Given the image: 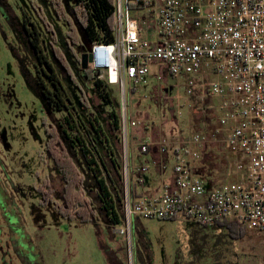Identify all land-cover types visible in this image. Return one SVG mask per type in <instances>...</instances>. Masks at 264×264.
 Returning <instances> with one entry per match:
<instances>
[{
  "label": "rangeland",
  "instance_id": "obj_1",
  "mask_svg": "<svg viewBox=\"0 0 264 264\" xmlns=\"http://www.w3.org/2000/svg\"><path fill=\"white\" fill-rule=\"evenodd\" d=\"M58 2L62 9L60 18L52 7L51 0H0L1 261L6 264H188L192 259L190 252L186 258L181 254L175 237V224L169 220L133 216L130 256L125 237L113 234L99 212L95 190L88 176L86 196L93 200L96 221L80 223L71 217H61L55 209V205H59L58 198L63 194L64 183L54 169L53 160L47 157L46 131L49 126L58 128L59 124H63V117L68 112L73 116L82 115L83 119L85 114L90 113L92 118L97 117L106 127L107 111L95 96L92 82L76 62V58L80 59L82 54L88 53L89 46L73 18L74 3L71 0ZM44 23L53 32L54 41L51 39L52 32L46 30ZM32 40L37 41L46 60L55 69L63 88L67 109L52 110L42 98L36 86L37 60L30 44ZM51 43L65 59L73 82L54 60ZM184 84V80L166 75L162 80L150 78L146 86L137 87L133 94H127L126 114L140 122L138 127L132 128L137 131V135L139 133L141 136L146 126L153 137L159 135L154 140H181L185 134L191 136L194 133L193 122L198 118L200 131L203 127L208 132L213 131L207 120H202L201 112L195 110L196 96L189 99L191 108L184 110L183 106L187 101ZM203 90L204 88L200 89ZM107 92L112 100L119 101L117 87L108 86ZM155 92L161 93L162 97L157 98ZM81 93L91 105V111L80 110L78 100ZM172 96L171 109L165 97L170 99ZM177 111L181 112L180 116ZM129 131L130 128L127 138L131 184L133 169L129 154ZM113 142L122 158L120 142ZM161 156L169 157L167 169L166 160L159 161L162 164L159 168L153 164L157 160L151 157L138 161L140 163L137 169L140 172L141 167L147 165L151 171L158 168L159 171L166 170L165 175H169L174 158L169 151ZM209 159L210 156L207 160ZM145 160L146 164L143 163ZM225 160L227 162L223 163L228 168L231 157L228 155ZM149 172L150 170L140 172L142 179ZM221 178L225 179L224 176L219 179ZM228 179L231 178L226 176L225 182ZM50 183L53 184L55 195L48 200L46 197L50 196L47 193ZM213 186L214 184H210V187ZM119 227L122 226L114 228ZM183 227L190 233V251L191 233L196 229L199 230L200 237L206 236L211 242L219 240L211 230L198 227L192 219H185ZM200 239L198 237L197 242ZM8 243L10 247L7 246ZM220 251L218 259L222 264H264V234L247 230L242 239L234 241L232 245H222ZM211 258L208 256L206 264L210 263Z\"/></svg>",
  "mask_w": 264,
  "mask_h": 264
},
{
  "label": "built area",
  "instance_id": "obj_2",
  "mask_svg": "<svg viewBox=\"0 0 264 264\" xmlns=\"http://www.w3.org/2000/svg\"><path fill=\"white\" fill-rule=\"evenodd\" d=\"M114 5L113 41L94 43L88 52L96 79L117 87L119 94L122 227L111 232L125 237L131 256L133 216L172 220L184 258L190 252L185 219L215 235L222 233L217 224L221 220L264 234V0H114ZM133 12L140 17H133ZM150 31L156 35L154 41L149 40ZM164 75L184 80L187 98L203 81L204 95L220 100L217 128L212 135L193 133L177 141L143 137L140 153L147 154L152 146L160 155L172 152L174 188H165L153 199L135 198L129 182L127 131L140 122L127 116L126 97L150 78L162 80ZM220 130L224 134L218 140ZM217 142L231 157V179L207 190L188 160H198L208 143ZM153 164L162 165L155 160Z\"/></svg>",
  "mask_w": 264,
  "mask_h": 264
},
{
  "label": "trees",
  "instance_id": "obj_3",
  "mask_svg": "<svg viewBox=\"0 0 264 264\" xmlns=\"http://www.w3.org/2000/svg\"><path fill=\"white\" fill-rule=\"evenodd\" d=\"M71 1L74 3L73 18L88 46L94 43L113 41L114 0ZM51 4L58 18L62 17V9L58 0H51ZM44 25L48 32H52L45 23ZM67 36L69 37V34ZM51 39L54 41L53 32ZM30 44L36 51V41L32 40ZM50 46L54 60L62 68L68 79L73 82L62 54L53 48L52 43ZM76 62L80 66V59L76 58ZM42 64H44V68ZM42 64L37 62L36 65V86L39 88L42 98L52 110L67 109L58 76L54 74L50 64H45L43 61ZM82 71L92 82L95 96L107 108L106 127L99 122L97 117L92 118L90 113L89 115L85 114V119H83L82 115L76 113L77 115L73 116L69 112L63 117V124H59L58 128L49 126L46 131L47 157L53 160L54 169L60 174L64 183L63 194L58 198L59 205H55V209L63 218L71 217L80 223H94L96 215L93 200L88 195L86 196V176H88L95 190L98 210L104 216L109 227L114 228L122 224V164L120 162L121 157L113 142H120L119 101L112 100L107 92L108 86L96 79L89 66ZM198 84H204V82H198ZM196 95L197 89L191 98L193 99ZM155 96L159 98L162 97V94L155 92ZM165 100L171 107L172 97L170 99L165 97ZM78 101L80 110H92L87 98L82 93ZM199 120L198 118L193 122L194 133H199ZM206 120L214 128L212 133H215L217 127L212 124L213 116ZM147 129L145 126L144 135L147 133ZM151 137L153 136L151 135ZM158 137L159 135H155L153 138ZM185 139H187L186 134L181 140ZM47 193L50 195L46 197L48 200L54 197L55 192L52 183L48 184ZM45 202L44 199L43 203ZM217 224L222 229V233L216 235L219 238L217 241L211 242L206 236L200 237L198 229L191 233L190 255L192 259L188 264H206L208 256L212 257L209 264H222L218 259L222 245H232L234 241L242 239L247 234V230L239 227L234 221L221 220ZM198 237L201 239L197 242Z\"/></svg>",
  "mask_w": 264,
  "mask_h": 264
},
{
  "label": "crops",
  "instance_id": "obj_4",
  "mask_svg": "<svg viewBox=\"0 0 264 264\" xmlns=\"http://www.w3.org/2000/svg\"><path fill=\"white\" fill-rule=\"evenodd\" d=\"M133 17H140L139 12H133ZM149 40L154 41L156 39V35L153 31L148 32ZM213 80H216L217 78L212 77ZM202 82V81H201ZM203 84H200L196 87L197 89V95L196 99H194V103L196 107H204V111H201L202 120L209 119L211 116H213V122L212 124L216 125L215 118L219 115L218 106L220 105V100L216 97H210L205 96L204 91H200L201 88H203ZM197 96H202L203 100H199ZM191 97L187 98L186 103H188ZM196 100V101H195ZM198 100V101H197ZM186 103L184 107V110L187 108H191V105H187ZM195 107V109H197ZM186 109V110H187ZM208 124V123H207ZM209 125V124H208ZM210 126V125H209ZM216 128V127H215ZM214 129V128H213ZM199 130V133H206L207 135H212V132L206 131V129L203 127ZM147 133L141 136L137 135V131L130 128L129 135H130V147H129V154L131 158V165H132V194L133 197L139 198V197H145L149 199L155 198L157 195H159L165 188L168 190H173L174 188V173L173 169L169 172V175H165L166 170L159 171L158 168L151 171V168L149 169L150 172L148 175H145V180L142 179V183L138 182L139 178H142V174L137 172V167L139 165L138 161L142 160L143 158L148 159L149 157L156 159L157 161H161L163 159L166 160V169H167V161L168 156L163 157L159 154V150L156 146H152L149 148L147 154H142L139 151L138 143L141 141V139L145 136H151V130L147 129ZM223 132L220 130V133L217 135L218 140H220L223 137ZM135 136V137H134ZM188 137V136H187ZM154 139L153 137H151ZM169 154L173 158V154L171 151H169ZM208 156H210L211 159L209 161L207 160ZM227 152L223 149L222 144L219 142L217 143H208L201 151L200 156L198 160H188L189 165L192 167L194 173L200 175L204 181L207 190H210L211 188H215L219 186L220 184L225 182L226 176H227V170L228 168H225L224 161L227 162ZM224 158V159H223ZM152 160V159H151ZM143 163H147L146 160ZM225 177V179L222 180L219 179L220 177ZM223 181V182H222ZM210 184H214L213 187H210ZM111 229V228H110Z\"/></svg>",
  "mask_w": 264,
  "mask_h": 264
},
{
  "label": "flooded vegetation",
  "instance_id": "obj_5",
  "mask_svg": "<svg viewBox=\"0 0 264 264\" xmlns=\"http://www.w3.org/2000/svg\"><path fill=\"white\" fill-rule=\"evenodd\" d=\"M36 40H37V38H36ZM36 43H37V41H36ZM36 48H37L36 51L35 50L34 51L36 53V60H37V62H39V63L42 64V61H43V63H45V64L48 63L49 64V61L46 60V57L43 55V53H42V51H41V49H40V47H39L38 44H36ZM43 65L44 64H42V67H43ZM50 67L52 68V71L54 72V74L57 76V73H55L56 72L55 69L51 65H50ZM7 246L10 247V244L8 243ZM0 264H6V263H5V261L2 262L1 261V258H0ZM22 264H24V262H22Z\"/></svg>",
  "mask_w": 264,
  "mask_h": 264
},
{
  "label": "water",
  "instance_id": "obj_6",
  "mask_svg": "<svg viewBox=\"0 0 264 264\" xmlns=\"http://www.w3.org/2000/svg\"><path fill=\"white\" fill-rule=\"evenodd\" d=\"M90 48V46H89ZM89 52V50H88ZM90 62V56L87 54H82L80 58V67L82 70H86L88 68V64Z\"/></svg>",
  "mask_w": 264,
  "mask_h": 264
}]
</instances>
